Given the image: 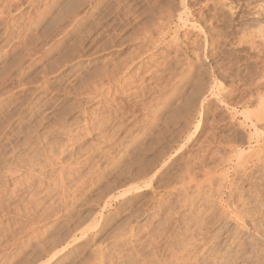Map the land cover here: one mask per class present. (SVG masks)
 <instances>
[{"label":"rangeland","instance_id":"1","mask_svg":"<svg viewBox=\"0 0 264 264\" xmlns=\"http://www.w3.org/2000/svg\"><path fill=\"white\" fill-rule=\"evenodd\" d=\"M255 34L264 0H0V264H264Z\"/></svg>","mask_w":264,"mask_h":264},{"label":"bare ground","instance_id":"2","mask_svg":"<svg viewBox=\"0 0 264 264\" xmlns=\"http://www.w3.org/2000/svg\"><path fill=\"white\" fill-rule=\"evenodd\" d=\"M219 3V2H218ZM232 5V4H231ZM217 6V5H216ZM230 8V7H229ZM168 16V15H167ZM171 16V15H170ZM171 18V17H170ZM181 21V20H180ZM162 25V24H161ZM194 26V25H193ZM160 27V26H159ZM161 29V28H160ZM199 30V29H198ZM156 31V30H155ZM162 31V30H161ZM160 31V32H161ZM164 33V32H163ZM166 33V32H165ZM164 33V34H165ZM152 34V33H151ZM260 34V33H259ZM242 35V34H241ZM252 35V34H251ZM257 34H255L253 37H249V40H248V42H251V44L250 45H252L253 46V44L254 45H256L255 44V42H256V39H258V41H259V43L260 44H264V39L261 37L262 35H257ZM152 36V35H151ZM160 36V35H159ZM159 36H158V38H159ZM186 36V35H185ZM243 36V35H242ZM157 38V37H156ZM250 38H252L251 39V41H250ZM256 38V39H255ZM242 39V38H241ZM263 39V40H262ZM149 40V39H148ZM152 40H153V38H152ZM159 40V39H158ZM188 40V39H187ZM246 41V40H245ZM173 42V41H172ZM171 42V43H172ZM193 42V41H192ZM176 44L178 43V42H175ZM153 44H154V42H153ZM246 44H247V41H246ZM152 45V44H151ZM156 45V44H155ZM181 45V44H180ZM237 45V44H236ZM244 45V44H243ZM153 46V45H152ZM178 46V45H177ZM252 46H250L251 48H252ZM185 47V46H184ZM192 48V47H191ZM187 49V48H186ZM177 50V49H176ZM262 50V49H261ZM260 50V51H261ZM256 51V50H255ZM185 52V51H184ZM258 52V51H257ZM262 52V51H261ZM194 53V52H193ZM256 53V52H255ZM263 53V52H262ZM186 54V53H185ZM259 54H260V52H259ZM197 55V54H196ZM205 56V55H204ZM264 63V62H263ZM262 72V71H261ZM264 74V73H263ZM250 75V74H249ZM256 75V74H255ZM234 76V75H233ZM260 76V75H259ZM254 77V76H253ZM263 77V76H262ZM264 78V77H263ZM255 81H259V80H255ZM252 83V82H251ZM259 83V82H258ZM246 84V83H245ZM250 84V83H249ZM244 85V84H243ZM220 86H222V85H220ZM246 86H248V85H246ZM262 86V85H261ZM212 88V87H211ZM210 88V89H211ZM228 88V87H227ZM249 88V87H248ZM251 88V87H250ZM261 88V87H260ZM222 89V88H221ZM223 90V89H222ZM244 90V89H243ZM254 90H257V89H254ZM264 90V89H263ZM228 91V90H227ZM233 91H235V90H233ZM247 91V90H246ZM218 92V91H217ZM261 93V92H260ZM258 94H259V92H258ZM252 95H253V93H252ZM204 96V95H203ZM246 96V95H245ZM254 96V95H253ZM259 96H260V98H259ZM258 96V98H259V107L260 108H258L259 110H257V113L255 112V114H254V117L251 119V121H252V124L254 125V126H257V124L258 123H262L263 124V122H264V93L262 94V95H259ZM247 99H248V97H247ZM258 100V99H257ZM245 101V100H244ZM254 102V101H253ZM239 103V102H238ZM257 104V103H256ZM239 105V104H238ZM245 108H247L246 106H245ZM247 110V109H246ZM242 124V123H241ZM246 125V124H245ZM244 125V126H245ZM247 127V126H246ZM263 130V129H262ZM211 132V131H210ZM251 133V132H250ZM210 135V134H209ZM213 135V134H212ZM251 135V134H250ZM211 136V135H210ZM207 142V141H206ZM212 143V142H211ZM220 143V142H219ZM263 145V144H262ZM207 147V146H206ZM255 148V147H254ZM220 149V148H219ZM231 149V148H230ZM259 149V148H258ZM262 149V148H261ZM255 150V149H254ZM257 150V149H256ZM255 150V151H256ZM205 151V150H204ZM210 151V150H209ZM231 151V150H230ZM253 151V150H252ZM254 151V152H255ZM213 152V151H212ZM232 152H233V150H232ZM248 152V151H247ZM259 152H261V151H259ZM219 153V152H218ZM246 153V152H245ZM251 153V152H250ZM204 154H205V152H204ZM230 154V153H229ZM257 154V153H256ZM246 155H248V154H246ZM259 155V154H258ZM253 156H254V153H253ZM216 157V156H215ZM247 157V156H246ZM251 159V158H250ZM219 161V160H218ZM223 164V163H222ZM209 166V165H208ZM207 166V167H208ZM222 166V165H221ZM238 166V165H237ZM247 166V165H246ZM239 167V166H238ZM243 168H245L244 166H243ZM249 168V167H248ZM255 168V167H254ZM237 169V168H236ZM242 169V168H241ZM205 170H206V168H205ZM211 171H213V170H211ZM244 171V170H243ZM205 172V171H204ZM239 172V171H238ZM209 173V172H208ZM247 174V173H246ZM203 177V176H202ZM201 177V178H202ZM205 177V176H204ZM203 177V178H204ZM218 177V176H217ZM220 177V176H219ZM224 178V177H223ZM192 180V179H191ZM196 180V179H195ZM203 180V179H202ZM193 181V180H192ZM207 181V180H206ZM204 184V183H203ZM198 189H200V188H198ZM184 190V189H183ZM187 192V191H186ZM237 210V209H236ZM238 211V210H237ZM238 212H240V211H238ZM244 212V211H243ZM237 213V212H236ZM239 223V222H238ZM238 223H236V224H238ZM249 225V224H248ZM240 227V226H239ZM243 227V226H242ZM253 227V226H252ZM237 228V227H236ZM255 228V227H254ZM238 229V228H237ZM236 229V230H237ZM242 229V228H241ZM239 231V230H238ZM251 231V230H250ZM263 231V230H262ZM242 232V231H241ZM264 232V231H263ZM239 233V232H238ZM243 233V232H242ZM241 233V234H242ZM246 234H248V233H246ZM238 235V234H237ZM244 236V235H243ZM248 236V235H247ZM252 236V235H251ZM256 237V236H255ZM254 237V238H255ZM232 238V237H231ZM238 238H239V236H238ZM253 238V237H252ZM236 239V238H235ZM262 240V239H261ZM234 242V241H233ZM231 243V242H230ZM252 243H253V241H252ZM257 243H259V242H257ZM255 244V243H254ZM248 245V244H247ZM255 246V245H254ZM231 247V246H230ZM196 248V247H195ZM207 248V247H206ZM204 249H205V247H204ZM209 249V248H208ZM260 249V248H259ZM262 250V249H261ZM200 251V250H199ZM206 251V250H205ZM213 251V250H212ZM250 251V250H249ZM257 251V250H256ZM202 252V251H201ZM207 252V251H206ZM208 253V252H207ZM253 253V252H252ZM196 254V253H195ZM200 254V253H199ZM216 254H218V253H216ZM254 254V253H253ZM256 254V253H255ZM261 254V253H260ZM219 255V254H218ZM259 255V254H258ZM208 256H209V254H208ZM220 256V255H219ZM254 256V255H253ZM264 256V255H263ZM197 257V256H196ZM199 257H200V255H199ZM203 257V256H202ZM215 257V256H214ZM261 257V256H260ZM259 257V260H261V258ZM198 258V257H197ZM196 258V259H197ZM209 258V257H208ZM253 258V257H252ZM254 258H256L255 256H254ZM211 259V258H210ZM214 259V258H213ZM254 260V259H253ZM209 261V260H208ZM220 261V260H219ZM262 262V261H261ZM253 263V262H252ZM260 263V262H259ZM263 263V262H262ZM212 264H219V262L218 261H216V260H214V262L212 263Z\"/></svg>","mask_w":264,"mask_h":264}]
</instances>
